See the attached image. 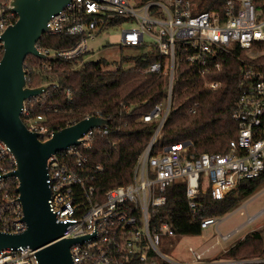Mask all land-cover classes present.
Instances as JSON below:
<instances>
[{
  "label": "built area",
  "instance_id": "built-area-1",
  "mask_svg": "<svg viewBox=\"0 0 264 264\" xmlns=\"http://www.w3.org/2000/svg\"><path fill=\"white\" fill-rule=\"evenodd\" d=\"M10 1L0 0V58L4 50L1 34L17 18L10 10ZM122 24V45L139 46L138 54L157 55L158 59L146 70L168 78L166 97L142 116L148 121L159 115L160 127L172 107L174 75L180 62L191 65L198 81L215 90L221 81L210 79L209 75L222 67L219 55H234L242 63L237 79L238 97L231 108L236 134L224 152L188 155V144L178 141L167 145L168 149L151 153L152 144H148L138 158L132 180L110 187L102 199L96 197L92 183L102 165L95 163L90 166L92 171H86L85 151L96 131L107 133L108 126L92 128L83 134L79 145L51 154L46 162L48 204L56 220L66 225L59 239L91 235L70 246L73 263L264 264V256L203 260L213 244L199 252L189 246V261L171 259L158 246L162 235L175 234L174 228L167 220L152 224L153 214L166 203V187L177 178L185 179L191 214L205 228L212 223L218 225L221 219L202 215L197 199L200 194L209 191L213 199H223L241 180L256 178L264 170V0H69L63 9L50 15L47 25L48 33L73 36L74 42L59 48L37 42L36 47L52 58L71 59L89 51V39L99 30ZM58 87L57 83L51 84L41 95ZM63 93L68 101L72 100L70 88ZM39 100L38 105L45 104ZM196 106L197 103L190 105L188 111L195 112ZM46 110L62 111L50 104ZM89 115L102 116L98 111L85 116ZM21 118L28 129L41 134V139L54 131L45 112H33L26 102ZM76 121L71 118L66 125ZM14 166L13 154L0 140V231L9 233L26 228L17 201V180L5 175ZM253 217L248 215L245 221ZM240 227L222 234V239H231ZM35 252L28 245L4 248L0 250V264H38Z\"/></svg>",
  "mask_w": 264,
  "mask_h": 264
},
{
  "label": "trees",
  "instance_id": "trees-1",
  "mask_svg": "<svg viewBox=\"0 0 264 264\" xmlns=\"http://www.w3.org/2000/svg\"><path fill=\"white\" fill-rule=\"evenodd\" d=\"M75 37L43 33L38 44L59 48L73 43ZM237 51V50H236ZM84 55L71 59L53 57L42 59L27 55L24 64L27 69L28 85L35 87L42 83L58 84L57 90L30 98L33 112H45L46 121L54 130L75 118L81 119L87 113L98 111L108 118L107 133L96 131L90 148L85 151L88 159L86 171L95 163L102 165L92 183L96 197L103 198L107 189L114 185L130 182L139 156L151 141L158 126L157 119L144 121L142 116L166 97L168 78L147 67L157 55L143 53L122 56L107 61L100 57L84 60ZM222 67L209 75L218 79L221 85L209 90L199 81L193 67L180 62L174 75L172 107L169 109L152 145L151 153L178 141H188V155L202 151L224 152L228 141L236 134V125L231 117V108L238 97V72L241 62L230 54L219 55ZM130 59L132 63H127ZM72 91L68 101L63 93ZM45 101L40 106L36 102ZM197 103L195 112L188 107ZM58 106L62 111H47L46 105ZM264 180L262 173L251 179H243L223 199H213L206 191L198 196L203 216H222L234 208L243 197L252 194ZM184 178H177L165 189L166 203L153 214L152 224L167 220L182 235L201 233L200 220L194 218L185 195ZM264 256V235L258 231L247 233L242 239L229 246L225 257L240 259Z\"/></svg>",
  "mask_w": 264,
  "mask_h": 264
},
{
  "label": "water",
  "instance_id": "water-1",
  "mask_svg": "<svg viewBox=\"0 0 264 264\" xmlns=\"http://www.w3.org/2000/svg\"><path fill=\"white\" fill-rule=\"evenodd\" d=\"M68 1L11 0L10 10L16 13L17 18L1 34L4 50L0 58V140L15 158L14 168L5 175L17 180V201L21 205L26 228L19 233L0 231V250L28 245L36 249L38 264H74L70 246L91 236L59 239L66 225L56 220L48 204L47 158L60 150L79 145L88 130L108 126L107 117L89 115L41 139V134L28 129L21 118L26 100L41 95L52 84L26 85L24 59L29 54L42 59L52 58L51 54L39 51L36 44L43 33L50 31L47 25L50 15L63 9ZM159 128L160 125L148 146Z\"/></svg>",
  "mask_w": 264,
  "mask_h": 264
},
{
  "label": "rangeland",
  "instance_id": "rangeland-1",
  "mask_svg": "<svg viewBox=\"0 0 264 264\" xmlns=\"http://www.w3.org/2000/svg\"><path fill=\"white\" fill-rule=\"evenodd\" d=\"M125 25H115L98 31L92 39H89L88 49L83 59L105 58L107 61L118 60L122 56L136 55L141 51L139 46L122 45L120 40L121 27ZM148 41H151L146 36ZM127 63H132L130 59ZM163 110V109H162ZM153 119H159V115ZM202 183L204 178L202 177ZM240 210H243L241 213ZM248 215L253 216L249 222L245 221ZM221 219L201 229L200 234L182 235H162L159 243V250L165 256L178 261H189L192 258L188 247L192 246L195 251H203L206 247L213 246L202 258L203 260H214L225 258V250L238 240L242 239L247 233L258 231L264 235V180L261 181L254 192L243 197L237 205L222 216ZM246 224H244L245 222ZM241 226L229 240L222 239L221 235L231 231L237 226ZM218 241V242H217Z\"/></svg>",
  "mask_w": 264,
  "mask_h": 264
}]
</instances>
